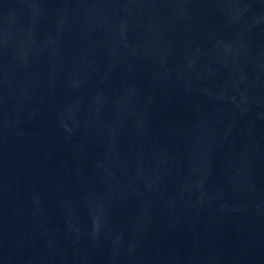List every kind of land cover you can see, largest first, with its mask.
I'll list each match as a JSON object with an SVG mask.
<instances>
[{"label": "water", "instance_id": "obj_1", "mask_svg": "<svg viewBox=\"0 0 264 264\" xmlns=\"http://www.w3.org/2000/svg\"><path fill=\"white\" fill-rule=\"evenodd\" d=\"M0 264H264V0H0Z\"/></svg>", "mask_w": 264, "mask_h": 264}]
</instances>
